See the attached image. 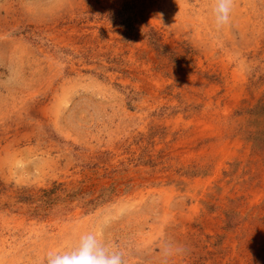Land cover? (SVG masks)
<instances>
[{
    "label": "rangeland",
    "instance_id": "1",
    "mask_svg": "<svg viewBox=\"0 0 264 264\" xmlns=\"http://www.w3.org/2000/svg\"><path fill=\"white\" fill-rule=\"evenodd\" d=\"M213 2L0 0V264H264V0Z\"/></svg>",
    "mask_w": 264,
    "mask_h": 264
},
{
    "label": "clouds",
    "instance_id": "2",
    "mask_svg": "<svg viewBox=\"0 0 264 264\" xmlns=\"http://www.w3.org/2000/svg\"><path fill=\"white\" fill-rule=\"evenodd\" d=\"M234 8V0H214L211 9L213 24L217 30L229 25ZM171 245H165L169 254ZM179 251V249H177ZM45 264H125L124 255L102 242L92 231L82 233L75 246L64 251L49 250Z\"/></svg>",
    "mask_w": 264,
    "mask_h": 264
}]
</instances>
